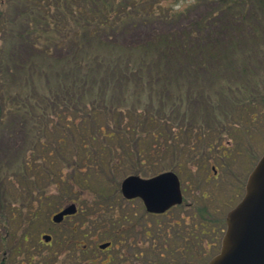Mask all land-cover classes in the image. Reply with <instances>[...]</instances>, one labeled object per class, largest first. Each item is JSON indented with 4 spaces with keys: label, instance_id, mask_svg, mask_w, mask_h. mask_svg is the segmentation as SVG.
<instances>
[{
    "label": "rangeland",
    "instance_id": "rangeland-1",
    "mask_svg": "<svg viewBox=\"0 0 264 264\" xmlns=\"http://www.w3.org/2000/svg\"><path fill=\"white\" fill-rule=\"evenodd\" d=\"M10 1L5 0L8 5L0 15V19L9 21L6 27L0 30V54L9 64V68L6 67L0 72L2 81L0 179L13 187L11 198H20L25 189L32 190L27 183L22 182L21 179L18 180L17 172L20 168L31 167L39 174L48 171L50 176L32 182L35 183L36 188L32 194L34 202L32 209L28 207L32 202L30 197L23 202V206L28 207V211H37L39 214L36 217H33V214L31 217L25 214L12 224L14 227H11L9 231H14L11 236V246L17 245L24 236L28 239V245L20 251L16 247L12 249L10 246L7 248L0 246V256L6 259L5 263L20 264L23 251L27 250L33 253L34 257H39L38 252L42 251V256L47 258L44 262L46 264H76L77 258L82 260L83 264H92L88 260L94 261L95 257L96 262L111 258L106 264H205L215 250L211 248L206 250L201 245L195 247L192 242L197 238L194 239V237L199 235L197 229L192 230V224L197 222L198 215L189 217V231L184 227L181 217L183 214L179 208L166 216H151L144 210L140 200L126 201L122 197L120 182L124 176L132 172H137L143 177H150L161 171L177 170L181 179L188 185L186 191L191 192V196L198 200L200 197L198 194L202 190L207 191L210 185L208 182L203 185L200 175L201 170H208L206 157L211 156L212 159H216L220 151L226 150L225 147L232 153L236 149H244L247 160L242 166L244 171H249L253 164L252 157L259 155L258 153L264 149V33H260L255 43L235 41V50L228 55H224L228 53L225 44H228L233 34L227 33L226 30L202 33L208 40L220 39L222 48L219 50V56L222 59L219 64L215 58L208 56L206 65L201 66V55L194 56L198 59H192V61L187 58L191 61L190 63H187V60L186 63H177L176 54H165L166 52L163 56L165 59H162V64H159L161 50L155 44L151 49L153 39L158 40L160 37L174 35L172 32L182 25L181 20L185 22L184 19L173 21L170 30H168L169 26L156 23L154 20L142 27L135 26L130 30L127 28L122 31L124 33H118L111 38L108 33L101 35L100 40H94L87 48L82 47L77 50L70 46L64 51L59 47L44 45L43 40L37 43L34 40L33 44L32 38L25 36L24 32L34 30V25L29 20L32 12L28 10L34 2L32 0ZM206 10V7L196 8L189 16L195 17V13ZM35 14L37 15L38 12ZM256 17L262 19L264 16L260 12V15ZM38 18L40 19L41 16ZM22 19L27 25L21 23ZM39 19L38 22L42 24ZM53 20L59 21L57 17ZM51 26L49 24L44 31L48 29V33L53 32L54 23ZM263 26L259 25L260 28H264ZM181 35H185V32L181 31ZM152 36L153 39L146 42ZM194 38L196 39V36L187 37L188 46ZM138 39H143L146 49L140 48L142 42ZM184 51L187 52L185 49ZM242 57L244 61L240 63ZM80 60L87 63L83 65L81 72L77 66ZM112 64L121 71L114 70L111 67ZM146 64L142 71L150 75V78L153 77L150 80L146 75H137L138 70ZM149 64L152 66L149 67ZM188 67L190 69L184 74L179 72L180 69ZM130 68L134 69V73H130ZM59 70L61 72L77 70L79 73L74 74V77L80 85L84 83L82 77L90 79L92 83L87 84L88 96L83 102L86 110L77 111L71 107L69 112V110L64 111L62 106L54 104L56 105L54 109L59 110L60 114H67L66 117L74 115L75 122L78 123L77 127L88 124L91 128L90 133H86V130L80 126L78 131L67 129L62 134H58V137H63L66 141L63 142L61 150L56 133L61 130L62 123L59 120L53 124L50 123L52 112L50 107L48 114L40 103H37L39 105L34 109L29 107V110L23 108L22 104L26 89H31L33 97L39 98L40 89L48 84L46 78L55 80ZM86 72L89 74H85ZM168 77L170 80L164 79ZM244 97H249L250 100ZM95 98L98 101L93 104ZM25 104L29 106L27 101ZM11 105L14 107H10ZM144 106L154 110H148ZM95 109L99 114L93 116L92 111ZM114 109L122 113L117 115ZM143 109L147 116L154 114L155 122L152 123V128L149 127L151 124H147L149 122H145V118H141L143 115L136 118V114L132 113V111L138 112ZM44 111L46 112L43 113ZM245 115L250 117L251 121ZM244 117L245 120H243ZM92 118L95 119L92 121ZM221 119L238 123L243 120L242 123L245 124L241 128L236 127V135L232 137L231 142L224 140L218 146L219 149L207 151L205 149L202 152L203 155L192 157L191 150L188 151L186 146L195 143L197 138L192 137V141H188L190 135L195 130L218 128ZM128 126L134 127L132 136L135 138L111 141L105 137L111 132H124V128ZM151 129L166 134L147 143L146 137ZM32 131H35L34 136L31 135ZM172 131L188 134V138L182 137L185 140L183 142L188 141V144L185 147L182 146V142L176 144L174 155L169 147L173 143L172 135H167ZM43 134L46 136L44 137ZM40 137H44L49 142L44 149H40L37 145ZM92 137L95 139H91ZM90 146L92 148L106 146L107 151L101 158L94 154L87 158L82 149L87 152L89 151L87 147ZM143 146L148 149L165 148V150L158 152L153 160L151 155L144 153L148 160L141 163V160L137 158L138 150ZM108 148H111V151ZM46 149L52 150L53 158L57 160L54 163L57 168L65 171L63 175L67 176L66 181L60 180L58 170L49 165L47 159H41L45 157ZM97 151L99 152V148ZM128 153L130 157L127 156ZM72 164L80 170L88 168L97 175L88 172L90 173L89 184L85 183L77 190L71 185L72 167L70 165ZM194 164H203V168L197 171ZM26 171L29 174L30 170ZM84 174L79 173L78 176H84ZM22 177L27 176L24 174ZM41 192L44 194L41 195ZM38 197L41 198L40 204ZM69 200H77L79 212L60 224L50 222L52 213ZM95 215V221L98 224L93 229L90 219ZM125 215L126 219L121 220ZM19 221L22 223L21 228L18 226ZM206 222H208L207 228L214 224L209 218ZM117 228L122 238L118 236ZM186 232H189V238L186 237ZM41 233L52 235L51 244L45 246L37 244L41 241ZM199 236L202 237V235ZM183 239L190 242L189 250L183 246ZM105 240H112L113 247L108 252L96 250L95 246L97 247L98 243ZM83 245H85L84 249ZM106 254L109 258H106ZM98 262L96 264H101Z\"/></svg>",
    "mask_w": 264,
    "mask_h": 264
},
{
    "label": "trees",
    "instance_id": "trees-1",
    "mask_svg": "<svg viewBox=\"0 0 264 264\" xmlns=\"http://www.w3.org/2000/svg\"><path fill=\"white\" fill-rule=\"evenodd\" d=\"M10 2H12V0ZM32 2L34 3L31 7H29L28 10L33 14L29 15V20L34 25V30H31L30 32L28 31V33L24 32V35L31 37L33 44L34 40L37 43L44 39L42 41L44 45L47 44L48 46L60 47L62 49L71 46V48H77V50L78 48L82 47L83 49L84 47L87 48L96 39L100 40L99 36L101 35H105L107 33L116 34L128 27H133L150 20H174L177 17L183 16L190 9L206 7L207 10L205 12L197 13L196 17L192 19L194 22L192 25H190L188 31H190V36L193 34L197 36L190 46L187 44V38L184 36H177L180 34L179 32H176L174 34L175 36L172 35L171 39L163 37V39L160 38L158 40L157 44L162 46L164 49V51H159L161 53L159 57V64H162V59H165L163 57L165 56V52L176 54L178 50L181 51L180 54H176V60H180L178 61L180 63L184 62L185 59H181L187 58L186 56L194 59V56L198 57L201 55L202 60L200 64L202 66L206 65V59L208 56H210L212 59L215 58V61L219 64L222 59V57L219 56V50L222 48L220 39L208 40L204 36L206 32H222L223 30H226L227 33L230 32L233 34L230 40H228V44H225L226 48H228V53L224 55L232 54L234 52L235 41H252L255 43L258 41V36L261 35L260 33H264V28L259 27L260 24L264 25V17L262 19L256 17L257 15H260V12L262 13V16H264V0H32ZM0 4L1 15L5 11V7L8 5V3H5V0H0ZM37 12L38 14L36 15L35 13ZM38 16H41V18L39 19ZM53 16L57 17V20L59 21H54ZM38 19L42 24L38 22ZM25 20L27 21V19ZM29 20L28 23L30 22ZM7 23H9V21L0 19V30L4 29ZM21 23L23 25H27L23 19ZM52 23H54V31L48 33L47 29L45 32H43L45 28L49 27V24L50 27H52ZM72 27H74L73 30ZM153 47L154 45L151 46V48ZM140 48L146 49V43L142 42ZM184 49L187 50V52L189 50V52L185 53ZM44 51H46V48H44ZM191 58L188 59L192 60ZM243 61L244 57L241 58L240 63ZM84 64L87 65L86 62H82L81 60L77 63L79 68L78 70L80 72L83 70L82 68ZM146 66L147 64L139 69L137 75H146L148 79H150V75L142 71ZM151 66L152 64H149V67ZM6 67L9 68V64H7V60H4L0 54V72ZM111 67L114 70L117 69L115 64H112ZM187 69L189 70L190 68L188 67ZM206 69L210 72L208 68ZM79 71L77 72V70H68V72H61L59 70L60 75L59 73L56 74L55 80L52 81L49 77H47L46 79L48 84L45 85L44 88L40 89L41 96L39 98L38 96L33 97L31 94V89H26L23 94V108L25 107V109L29 110V107H33L34 109L37 105H39L37 103H40L42 104V107L48 111V114L50 113V110L52 111L50 123L53 124L58 120L62 123L61 130L56 133L60 144H62V141L64 140L63 137H58V134H62L67 129L78 131V128L82 126L79 125L77 127L78 123L75 122L74 115H69L70 117H66L67 114L62 115L60 112H58L59 110L54 109V107L58 105L62 106L64 111L69 110V112H71V107L77 111L86 110L83 102L84 98L88 96V92H86L88 86L87 84L92 83L90 79L87 80L85 77H82L84 83L80 85L77 82L76 77H74V74L79 73ZM117 71L120 72L121 69H117ZM130 73H134L133 68H130ZM85 74H89V72H86ZM67 76H72L74 78H69ZM164 79L167 81L169 80L168 78ZM0 84L1 89V78ZM25 101H27L29 105L28 107L25 104ZM96 101H98V99H93V104ZM10 107L13 108L14 105H11ZM45 112L46 111L43 113ZM98 114L99 112L97 109L92 111L93 116ZM93 119L95 118H92L91 120L93 121ZM82 127L83 130H86V133H90L91 128L88 127V124H85ZM124 129L126 131L124 135L117 132L115 134L114 132H111L110 135H105V137L111 141H120V137L122 136L121 140L124 139L125 141V138L131 136L133 128L126 127ZM32 132L31 135L34 136L35 131ZM43 136L45 137L46 134H43ZM148 136L150 140L157 138V134L153 132H151ZM44 137H40V141L37 143L40 149L46 148L47 140L44 139ZM91 139H95V137H92ZM87 148L89 150L87 152H84V150L81 148L87 158L93 154L101 158L102 154L107 151L106 146H99V152L97 151L98 148H92L91 146ZM108 149L111 151V148ZM51 153V151L47 153L46 149L45 157L41 158L40 156V158L42 160L47 159L49 165H52L55 170H58L57 165L54 163L51 157ZM127 156L130 157L129 153ZM47 157L50 158L48 159ZM26 165L28 166V163H26ZM24 168L32 170L31 167ZM24 168L19 169V174L17 175L18 180L21 179L22 182L27 183V185H29L32 190L30 191L29 188L25 189L22 192V196L20 198H11L10 194L13 193V187H11L9 184H5L0 179V246L3 248L10 246L12 249L16 247L18 251L22 250V248H25L26 245H28V239L26 236H24L17 245L11 246V236L14 231H9L11 230V227H14L12 224L14 222L16 223V221L21 218V216H23V213L30 217L32 214L33 217L37 216V211H28V207L32 209V204L34 203L32 194L35 192V183L32 182L34 180H38L39 178H46V176H50L48 171H44V174H39V172H36L35 174H31V176H29L26 170L24 171ZM23 174H25L27 177H21ZM41 175H43V177H40ZM59 178L62 180L60 175ZM80 181L82 183L89 184L86 177H82ZM42 194L43 193H41V195ZM29 197L32 198V202L29 203L28 207L23 208V202H25ZM38 198L40 204L41 198ZM19 200L21 202H19ZM4 207L6 208L4 209ZM18 224V226L21 228V221H19ZM37 244L42 246L41 242H37ZM38 253L40 256L34 257L33 253L30 251H23V259H20V264H46L44 262L47 258L42 256V251ZM5 261L6 259L0 256V264H6ZM76 264H81L79 258L77 259Z\"/></svg>",
    "mask_w": 264,
    "mask_h": 264
},
{
    "label": "water",
    "instance_id": "water-1",
    "mask_svg": "<svg viewBox=\"0 0 264 264\" xmlns=\"http://www.w3.org/2000/svg\"><path fill=\"white\" fill-rule=\"evenodd\" d=\"M121 191L128 198L141 196L149 211H162L179 200L178 182L170 172L146 179L130 175L122 181ZM75 210V205L67 206L53 220L60 221ZM226 222L220 253L207 264H264V155L248 179L245 197ZM43 239L49 241L50 236Z\"/></svg>",
    "mask_w": 264,
    "mask_h": 264
},
{
    "label": "flooded vegetation",
    "instance_id": "flooded-vegetation-1",
    "mask_svg": "<svg viewBox=\"0 0 264 264\" xmlns=\"http://www.w3.org/2000/svg\"><path fill=\"white\" fill-rule=\"evenodd\" d=\"M233 131H235V129H233ZM235 135L236 131L234 136ZM216 139L232 141V138L228 137H218L214 140ZM209 146L207 150L211 149L212 144L210 143ZM225 149L226 150L220 151L216 159H212L211 156L206 157V162L210 164V170L213 171L212 175L208 173V170L200 171L203 185L207 182L210 184L208 190L203 191L198 200L189 199V203L186 195L183 193V198L186 199V202L181 206L184 214H190L189 207H191L190 205H194L193 207L196 208V211L199 210L203 216L214 222V224H212L213 226L209 229V233L211 232L212 234L209 235L208 240H205V242H207L206 244H210L211 247L217 246L218 240L220 242V233L224 230V220H222V216L226 213L228 207L242 196L248 174V171H244L242 166L247 160V155L243 152L244 150L242 148L240 150L236 149L235 152L232 153V151L226 147ZM202 152L203 151H195L194 157L203 155L204 153L202 154ZM253 161L254 159L252 158V163ZM200 165L203 166V164ZM213 184L214 189H212ZM210 189H212V192H210ZM187 205L188 207H186ZM203 221H205V219ZM187 245L188 242H186V246Z\"/></svg>",
    "mask_w": 264,
    "mask_h": 264
}]
</instances>
